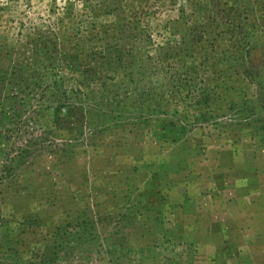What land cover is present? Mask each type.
<instances>
[{"label":"rangeland","instance_id":"374dc122","mask_svg":"<svg viewBox=\"0 0 264 264\" xmlns=\"http://www.w3.org/2000/svg\"><path fill=\"white\" fill-rule=\"evenodd\" d=\"M0 96L21 261L264 264V0H0Z\"/></svg>","mask_w":264,"mask_h":264},{"label":"trees","instance_id":"16d2710c","mask_svg":"<svg viewBox=\"0 0 264 264\" xmlns=\"http://www.w3.org/2000/svg\"><path fill=\"white\" fill-rule=\"evenodd\" d=\"M113 49H116V51L119 53L117 48H113ZM53 64L54 63H50L47 65L49 67V69H51L53 71L55 69L59 70L60 65H56V64L53 65ZM66 67L73 69V67H74L73 61H67L66 60ZM60 87L58 88L59 95H61V94L65 95L66 93L64 91H60ZM0 103H1V96H0ZM58 106L59 107H55L56 111H58L59 113L61 112V114L67 113V109H63V107H61V105H58ZM69 112H71V111H69ZM5 160H7V159H5ZM5 168H6V171L10 170V167H5ZM1 226H2V224L0 223V246L3 243H5L8 246V248L6 250V252H7L6 254L0 255V264H6L5 261H3L4 259L5 260L12 259L13 260L12 264H61L60 262L62 260H65L67 254H68V253H66L64 255L65 257H63V258L60 257L59 252H62V251H58V249L61 248V246H59V245L57 246V244H52L53 249L49 248V247L46 248L47 251L43 255L40 256V261H38V262H34V261L26 262L25 261V262H23V261H21V257H19V255H18V252H17L18 250H15L13 247H9V246L14 245V242L10 243L7 240H4L3 236H1Z\"/></svg>","mask_w":264,"mask_h":264}]
</instances>
